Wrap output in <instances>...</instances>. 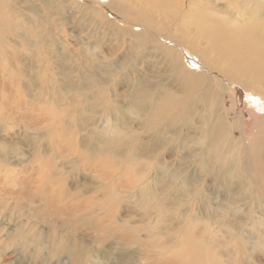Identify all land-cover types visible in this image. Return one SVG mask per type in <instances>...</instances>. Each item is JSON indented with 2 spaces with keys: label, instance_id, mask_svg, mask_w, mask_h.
<instances>
[{
  "label": "bare ground",
  "instance_id": "bare-ground-1",
  "mask_svg": "<svg viewBox=\"0 0 264 264\" xmlns=\"http://www.w3.org/2000/svg\"><path fill=\"white\" fill-rule=\"evenodd\" d=\"M38 1L0 0V52L5 54L4 49L22 47L32 55L28 63H52L48 57L41 59L40 56H45L46 49L54 54V38L60 31L64 32L68 22L69 16L65 17V14L74 15L70 9H77L78 19L85 22L83 32L92 25L96 34L106 33L105 28L108 32L114 30L123 39L120 47L129 44V56L120 59L117 66L107 65L109 70L99 67L76 79L75 71L64 68L65 80L49 77L59 97L74 103L75 127L80 133L87 131L81 144L88 155L109 154L114 160L119 159L114 161L115 168L125 161L122 173L128 171L140 176L130 181L134 184V193L145 205L146 223L135 228L125 221L122 229L131 232L123 242H140L138 233L143 229L148 241L159 237L153 243L159 256L165 254L167 257L172 253L186 264H226V256L241 253L249 240L248 235L243 236L245 230L249 224L255 225L239 214L248 209L243 215L250 218L254 209L264 211V182L261 180L264 160V114H261L264 112V0H80L81 3L76 5L71 0H40L46 17L36 5ZM24 12L33 14V19ZM55 16L62 17L55 20ZM88 17L91 19L87 21ZM51 23L57 26L50 27ZM46 25L56 33H51ZM96 36L97 39L101 37ZM103 45V42L98 43L87 52H101ZM65 53L53 56L51 60L70 63V55ZM13 56L19 60L18 52ZM93 57H87V61L100 62L98 56ZM148 58L158 60L165 67L163 75L140 72L139 66ZM130 66L133 70L128 73ZM118 80L126 92L125 107L116 100L117 92L113 91L112 101L107 98L108 87ZM30 84L33 86L35 81L31 80ZM45 89L41 91L47 94ZM242 91L249 95L244 104L246 113L242 111V101L235 99L242 96ZM227 102L231 104L229 108ZM97 113L103 118L97 120ZM231 114L237 117V123H228ZM258 122L260 134L258 132L254 140L247 131ZM235 128L241 131L240 141H233ZM180 153L183 155L179 157V163L175 166L168 163L167 156ZM88 157L83 155L82 160L87 161ZM141 158L146 161L145 167L140 163ZM52 172L55 178L61 177L58 171ZM108 178L101 179V189L109 185ZM208 187L216 190L217 195L213 196L218 204L207 200ZM119 189L121 192L117 189L112 193L102 191L101 195L104 198L109 195L111 200L101 198L96 199V203L93 199L92 203L106 204L108 209L116 207L118 199L124 200L123 188ZM197 200L203 202V207L194 215ZM178 217L179 223L173 225L172 220ZM3 231L1 229L0 234ZM29 233L21 230L19 235L22 247L30 249V264H105L77 240H53L43 245L40 234L31 239ZM257 238H251L253 245ZM98 245L102 248L103 241ZM258 245H264V241ZM33 246L37 249L33 250ZM45 246L50 247L47 260V255L41 252ZM190 249L192 253L188 257ZM8 250L0 247V264H18L16 255L20 252ZM55 257L62 258L55 262ZM145 257L147 255L141 260L147 261ZM242 261L237 257L238 264H246ZM125 262L132 263L131 260Z\"/></svg>",
  "mask_w": 264,
  "mask_h": 264
},
{
  "label": "rangeland",
  "instance_id": "rangeland-1",
  "mask_svg": "<svg viewBox=\"0 0 264 264\" xmlns=\"http://www.w3.org/2000/svg\"><path fill=\"white\" fill-rule=\"evenodd\" d=\"M81 2L83 1L81 0ZM81 2L80 0H71V3H75V5ZM36 5L42 10L41 14L45 16L46 11L44 13V6L40 0ZM25 13L28 18H31V20L33 19V14L24 12V14ZM70 13H73L76 18L74 15L70 16L65 14V17L69 16L68 22L66 21L64 32L60 31L56 34L58 37L55 36L54 38L56 41L54 44V54L46 49L44 51L45 56H40L41 59L48 57L47 59L52 63H28L32 55L30 52H27L26 49H22V47H15L16 50L8 49V51L3 48L5 54L0 52V230L4 229V231L1 232L2 234H0V247H3L5 250L11 248L8 250L11 252L16 250L20 252L16 255L18 256V264H30V260L28 259L31 255L28 252L30 249L28 248V250H25L22 247V243L20 244L22 237L19 233L23 230V232L26 233L30 231L34 232V234L30 232V235H28L31 239L35 234H40V237L43 239V245L53 240H77L89 247L92 252L95 253V256L100 257L99 261L101 260L105 262V264H124L127 260L132 261V263L128 264H186L185 261H182L172 253L167 254V257H164L165 254L159 256L157 252L154 251L155 249H153L155 247L153 243L158 241L157 239L159 237L157 239L155 238L156 240L148 241L146 238L147 233L143 229L138 233V235H141L140 238L138 237L140 242L135 243L126 240L125 243L123 242V238L126 236L128 237L131 232L130 230L128 231V229H122L121 226H124L125 221H129L130 226L135 228H141L140 226L146 223L143 211L145 205L142 199L134 193L136 192L133 188L134 184H131L130 181L131 179H138L140 176L128 171L122 173L121 170L125 168V164H123L125 161H122L120 165L117 164L118 168H115L114 161L119 159L114 160L109 154L100 157H94L91 154L88 155L89 152L84 149L81 144L84 134L87 131L80 133L79 129L75 127V123L77 122L74 121L75 118L73 115L74 103L64 101L59 97L58 90L52 85L49 77L63 81L65 80V75L62 74H66L64 68H68L76 72L74 76L78 79L80 75H89L90 72L88 71L92 70V73L95 72L96 68H107V65L109 66L110 64H116L117 66L119 64L117 62L120 59L122 61L123 58L129 56V44L126 43L124 47H120L123 46L121 45L123 39L117 36L114 30L108 32L105 28L103 30L106 33L96 34L92 25L89 28L87 27V31L83 32L82 25L85 22L78 19L79 15L77 9H70ZM60 17L62 16H55L54 19H61ZM89 19H91V17H88L87 21ZM41 20L42 19H40L39 22H41ZM50 25V27L57 26V24L52 23ZM46 28H48L51 33H56L47 25ZM42 32L45 31L42 30ZM105 34H107L108 37ZM96 35L101 36L102 39H100L101 37L97 39ZM103 35L106 37H103ZM115 37L117 39H115ZM86 38L87 40H84ZM102 42L105 44L101 48L102 53L100 51L95 52V54L91 51L87 52V50ZM60 43L62 44L60 45ZM62 48H64V50ZM15 52H18L19 60L14 58L13 53ZM62 53L68 54V56L70 55V63H54L55 61L51 60L53 56L56 57L58 54L61 55ZM114 53L116 54L113 55ZM96 55L100 59L99 63H89L87 61V57L94 56L96 58ZM101 60H103V62H101ZM146 60V63H142V66H139L140 72L142 71L141 73L143 75L145 73L156 76L160 74L163 75L165 67L161 65V63H158V60L150 58ZM106 70L109 69L107 68ZM132 70L133 68L130 66L126 72L129 73ZM31 80L35 81L33 86L30 84ZM119 81L120 80H118V82ZM118 82H114L113 85L108 87L109 92L106 93L107 98L112 101L114 98H112V96H114L113 94L117 92L119 97L116 100L125 107L127 105L124 99L126 92L124 91L125 89H121L120 82ZM43 88H46L47 94L41 91ZM242 93V96L240 95L235 99L239 102L242 101V111L246 113L244 104L247 102L249 95L243 91ZM58 98H60L62 102ZM56 99H58V101ZM59 102L61 103L58 104ZM230 106L231 104L227 102V107L229 108ZM248 109H250V106ZM101 113L103 114V112ZM101 113H97V120L101 119V117L103 118ZM261 114H264V112ZM229 118L228 123H237V117H235L234 114H231ZM109 120L112 121L111 116ZM258 124L259 122L252 125L247 131V134L250 133V137L253 139H257L260 134L261 125ZM98 127L100 129L102 123H100V125L98 124ZM87 130H89V128ZM232 135L233 141H240V130H236L235 128ZM83 155L84 157L89 156L87 161H85V159L84 161L82 160ZM182 155L183 154L180 153L175 156H167V161L171 165H176L179 163L178 159ZM90 156L93 158H90ZM91 160L93 161L92 164H87V162ZM140 163L145 167L146 161L144 158L140 159ZM52 170L54 172L55 170L58 171L61 177L57 175L55 178ZM191 170L190 168L189 171ZM261 170L263 177L260 179L264 182V160L261 165ZM119 173H121V175ZM105 176H109L110 178H108L109 185L105 189H101L100 182ZM261 180L259 182L260 184H262ZM119 188H123L124 200L120 201V199H118L119 203L116 207L108 209V205L106 206V204L105 206H97L95 204V207L92 203L93 199L97 203L98 199L104 198L103 195H101L102 191L106 192V190H108V193H112L113 189H117L121 192ZM207 189L208 199H206L214 205L218 204L215 196H213L217 195L216 190L211 187ZM92 195H94L95 198ZM76 196L78 197L76 198ZM198 197L203 198L200 196ZM111 199L112 197L109 195L104 198L105 201ZM202 207L203 202L197 200L193 212L191 211L192 214L197 215L199 209ZM259 209L260 208L254 209L250 218L243 215L248 209L242 211V214H239L242 218H247L245 220L246 222H254L255 226H253V228L251 224L248 225L243 236H249V240L247 241L249 243L246 242V246L244 245V249H242L241 253L238 251L235 256L227 254L229 257L226 256L225 258L226 264H238L237 257H241L246 264H264V245H258L264 241V211ZM114 212L116 213L114 214ZM111 215L112 217H110ZM178 219L179 217L172 220L174 221L172 224L176 225L179 223L180 220ZM178 227H180V224ZM123 230L125 232H123ZM179 230L181 229L179 228L178 231ZM160 237L162 238V236ZM163 237L167 238V236ZM219 237L222 239L220 235ZM254 237H258L254 240V242L256 241L255 245H253L254 243L252 240ZM101 240L103 241L102 248L98 245ZM120 241L123 243H120ZM132 244L134 246H132ZM193 246L194 245H192L191 248ZM98 247L100 249H98ZM32 248L33 250L37 249L35 246ZM234 249L235 248L232 247V250ZM237 250L238 247L236 251ZM42 251L43 255L48 256H46V260L47 258L49 259L48 252H50V247L45 246L41 249V252ZM222 251L224 254V248ZM191 253L192 250L190 249L188 257ZM19 255H21L22 258ZM130 255L132 256L129 258ZM144 255H147V257H145L147 261L141 260ZM115 257L117 258L115 259ZM59 258L62 257H55L54 261L56 262ZM4 264H9V262H4Z\"/></svg>",
  "mask_w": 264,
  "mask_h": 264
}]
</instances>
